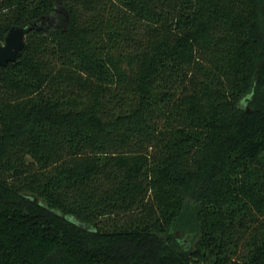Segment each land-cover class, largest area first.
Here are the masks:
<instances>
[{
    "label": "trees",
    "instance_id": "obj_1",
    "mask_svg": "<svg viewBox=\"0 0 264 264\" xmlns=\"http://www.w3.org/2000/svg\"><path fill=\"white\" fill-rule=\"evenodd\" d=\"M0 264H264V0H0Z\"/></svg>",
    "mask_w": 264,
    "mask_h": 264
},
{
    "label": "water",
    "instance_id": "obj_2",
    "mask_svg": "<svg viewBox=\"0 0 264 264\" xmlns=\"http://www.w3.org/2000/svg\"><path fill=\"white\" fill-rule=\"evenodd\" d=\"M25 29L17 28L10 31L5 42L0 45V66L16 60L25 46Z\"/></svg>",
    "mask_w": 264,
    "mask_h": 264
}]
</instances>
